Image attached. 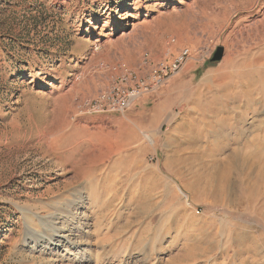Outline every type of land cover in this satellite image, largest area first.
Returning <instances> with one entry per match:
<instances>
[{
    "label": "rangeland",
    "instance_id": "obj_1",
    "mask_svg": "<svg viewBox=\"0 0 264 264\" xmlns=\"http://www.w3.org/2000/svg\"><path fill=\"white\" fill-rule=\"evenodd\" d=\"M183 47V71L107 123L91 166L81 122L118 114L84 104L122 66L144 78ZM261 103L264 0H0V264L57 260L25 243L23 212L65 210L82 189L85 219L68 229L91 240V264H169L193 249L204 254L188 264H264ZM223 109L238 132L221 133Z\"/></svg>",
    "mask_w": 264,
    "mask_h": 264
},
{
    "label": "bare ground",
    "instance_id": "obj_2",
    "mask_svg": "<svg viewBox=\"0 0 264 264\" xmlns=\"http://www.w3.org/2000/svg\"><path fill=\"white\" fill-rule=\"evenodd\" d=\"M155 1H159V0H155ZM116 25H117V28L121 26L120 23H117ZM222 115H223L222 121L224 123H222L221 129H220L221 133L228 134L229 131H233V130L238 132V128L233 126V127H230L229 129V127L227 126L228 125L227 121L231 120L230 117H232L230 115V112L223 111ZM243 121L244 120L242 119L241 122ZM241 136H242V133H241ZM146 139L151 144L154 143V139L152 135H147ZM262 168L264 170V166H262ZM179 191L181 192V194L185 195L184 192H182L180 188H179ZM84 194H85V191L82 189L81 191L76 192L75 196L73 195L74 198L72 199L67 198L69 199V204L66 206L65 210L63 208H57V210H53V211L46 210L43 213H35L34 210H31V209L24 210V212L22 211L24 213V218L28 222L27 230H28L29 236L25 238V243L29 245L37 246L39 249L43 247V243H47L48 245L51 246L50 250L55 254L57 258V260L39 259L40 264H60L59 262H61L62 264L64 263L91 264L94 261V254H92V251L90 250L91 240L89 241V240L84 239L83 237L80 238L78 236L77 238H75L73 237V235L71 234L69 235V233L71 232L69 230L71 229L69 225L77 224L78 226H81V223H79L78 221H80L81 219H85V212L88 207L84 205L85 200H86L85 199L86 196ZM55 203H58V202H55ZM75 220H77V222H75ZM37 224L45 226L47 228L46 230L47 233L42 234V232H37V230L35 231V229H37ZM203 254L204 253L196 254L195 250L193 249L189 251L188 253L175 255L171 259L169 264H188L191 260H194V262H197L198 260H201L200 256ZM36 260H37L36 258H33V262H35ZM32 264H37V263H32Z\"/></svg>",
    "mask_w": 264,
    "mask_h": 264
},
{
    "label": "built area",
    "instance_id": "obj_3",
    "mask_svg": "<svg viewBox=\"0 0 264 264\" xmlns=\"http://www.w3.org/2000/svg\"><path fill=\"white\" fill-rule=\"evenodd\" d=\"M191 55V49L183 47L173 60H164L154 65L144 78L137 77L135 72L122 66L97 98L88 100L84 107L88 114H124L140 97L166 86L175 75L183 71Z\"/></svg>",
    "mask_w": 264,
    "mask_h": 264
},
{
    "label": "crops",
    "instance_id": "obj_4",
    "mask_svg": "<svg viewBox=\"0 0 264 264\" xmlns=\"http://www.w3.org/2000/svg\"><path fill=\"white\" fill-rule=\"evenodd\" d=\"M262 104V103H261ZM251 105H254V103L253 104H251ZM250 105V106H251ZM134 106V104L132 105V107ZM250 106H247V108H245V110L242 112V113H240V116H241V118H242V116H245L246 117V119H247V115H248V111H250L251 109H250ZM260 107H264V105L262 104V105H259ZM131 107V108H132ZM255 105H254V108L252 109V111L255 109ZM131 108H129L124 114H120V113H116V114H118V116H115V115H96V116H91V117H89V118H87V119H84V122H81L82 123V125H85V122L86 123H90L91 125H92V128H90V130L89 129H87V128H85V127H83V130H82V132H81V136H84V135H82V134H86L85 136V139H84V141H86L87 140V142H88V144L90 143L91 144V146L94 148V151H93V157H94V160H93V162H92V165L91 166H96L97 164H100V163H102L103 161H99L98 162V160H99V158H100V155H103V148H105L106 147V145L105 144H107V141H109L108 140V135L109 136H112V134L111 133H109L108 131H107V123L108 122H114L117 118L118 119H120L121 117H123V116H128L129 117V115H128V113L131 111ZM223 111H228V110H225V109H223L222 111H221V113H220V115L221 114H223ZM229 112V111H228ZM230 115L232 116V112L230 111ZM237 118H238V116H236L235 118H233L235 121V123H238V122H240V120H237ZM133 120V119H132ZM134 122V121H133ZM255 122V121H254ZM259 122H260V120L258 121V124H259ZM262 122L264 123V121L262 120ZM135 123V122H134ZM143 126L144 125H142V124H138V128H139V131L140 132H142V130H144L143 129ZM129 127H130V131H129V133H128V135H129V138L127 139V140H131L132 139V137H133V135H131V132L132 131H134V132H136V130L132 127V125L131 124H129ZM254 127V126H253ZM80 129H82V127H80ZM79 129V131H81ZM109 130H110V132H113V131H116V135H119V131H118V129H116V128H109ZM106 131V132H105ZM80 133V132H79ZM142 134H143V132H142ZM147 135H152V134H147ZM146 135V136H147ZM146 136H145V138H146ZM153 136V135H152ZM137 137V135H135V138ZM125 139V138H124ZM137 139H139L140 140V137L138 136V138ZM126 140V139H125ZM129 140V141H130ZM110 143H111V141H109ZM90 154V153H89ZM80 162V161H79Z\"/></svg>",
    "mask_w": 264,
    "mask_h": 264
},
{
    "label": "water",
    "instance_id": "obj_5",
    "mask_svg": "<svg viewBox=\"0 0 264 264\" xmlns=\"http://www.w3.org/2000/svg\"><path fill=\"white\" fill-rule=\"evenodd\" d=\"M225 55V48L223 46H219L214 53L213 57L210 60L212 64H219L222 62Z\"/></svg>",
    "mask_w": 264,
    "mask_h": 264
}]
</instances>
